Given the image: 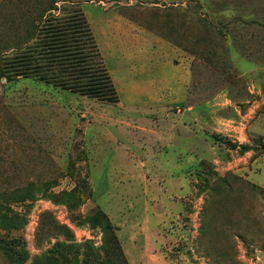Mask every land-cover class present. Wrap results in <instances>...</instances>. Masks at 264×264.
Wrapping results in <instances>:
<instances>
[{"label": "rangeland", "instance_id": "rangeland-1", "mask_svg": "<svg viewBox=\"0 0 264 264\" xmlns=\"http://www.w3.org/2000/svg\"><path fill=\"white\" fill-rule=\"evenodd\" d=\"M79 7L91 31L114 10L191 59L176 108L137 114L14 75L52 19L75 31ZM96 212L127 264H264V0H0V239H15L0 264L57 242L101 250Z\"/></svg>", "mask_w": 264, "mask_h": 264}, {"label": "trees", "instance_id": "trees-1", "mask_svg": "<svg viewBox=\"0 0 264 264\" xmlns=\"http://www.w3.org/2000/svg\"><path fill=\"white\" fill-rule=\"evenodd\" d=\"M73 9L72 11L79 17L75 31L61 34L60 30L55 27V19H52L51 24L46 28L43 48L29 50L17 58L12 63L14 75L34 78L38 82L82 97L118 104V94L97 50L92 32L80 8ZM89 45L92 46L91 51L88 50ZM230 146L239 153L248 150L246 146ZM3 217L0 215V221ZM98 219L103 220V230L109 234L104 249L95 250L89 243L76 246L57 242L45 253L36 257L31 264H58V261L64 259L66 252L70 250L74 251L75 256L71 260L65 259L63 264H127L121 254L114 229L106 216L96 212L90 222ZM14 241L15 239L10 237L1 238L0 251H6L8 243ZM80 251H82L81 254ZM109 251H120V253L119 256L108 257L110 256Z\"/></svg>", "mask_w": 264, "mask_h": 264}, {"label": "crops", "instance_id": "crops-1", "mask_svg": "<svg viewBox=\"0 0 264 264\" xmlns=\"http://www.w3.org/2000/svg\"><path fill=\"white\" fill-rule=\"evenodd\" d=\"M101 9L91 32L117 94L127 98L125 107L150 115L176 108V99L168 98L180 97V67L189 81L191 59L118 12Z\"/></svg>", "mask_w": 264, "mask_h": 264}]
</instances>
